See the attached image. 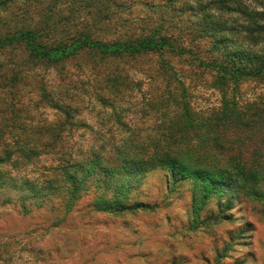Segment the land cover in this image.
<instances>
[{"label": "rangeland", "instance_id": "374dc122", "mask_svg": "<svg viewBox=\"0 0 264 264\" xmlns=\"http://www.w3.org/2000/svg\"><path fill=\"white\" fill-rule=\"evenodd\" d=\"M98 1L92 0V4L97 5ZM104 1L107 4L108 0ZM109 1L113 3L103 7L98 16L87 0H17L0 12V19L31 23L46 19L54 24L57 35L84 28L105 40L135 37L161 26V32L181 36L184 45L192 47L195 54L207 58L210 55L212 38L194 34L204 22L202 13L195 12L199 5L195 0L173 1L181 11L164 10L165 0ZM244 3L250 8H264V0ZM106 14L112 16L105 19ZM227 16L231 18L229 22L239 17L236 12ZM9 57L18 62L22 52L0 51V60ZM168 58L174 68L189 76L184 78L189 107L199 116L217 109L222 92L212 84L214 73L196 66L190 58ZM157 60L156 54H150L113 64L124 66L139 81L151 72ZM89 68L71 61L63 74L50 69L38 73L47 86H55L67 82L69 76L72 82L83 81ZM26 82L20 89L27 100H35L36 94H29L31 89ZM163 87L161 77L152 84L141 80L131 86L127 96L113 97V106H102L93 97L88 102L90 85L85 83L82 89L78 88V92L86 93L84 98L90 104L81 112L85 126L65 132L64 145L33 157L26 167L0 175V264H264V199L255 197L246 187L236 186L220 194L212 192L198 202L200 194L193 191L194 180L174 176L162 167L149 169L131 181L123 175L104 176L98 168L86 175L88 165L82 168L62 162L64 167L55 172V178L67 187L39 196L31 193L30 185L40 186L43 175L50 172L45 169L55 164L54 159L60 154H68L71 162L93 160L114 152L112 148L121 146L123 138L133 136L135 143L139 140L150 144L165 134L179 109L171 99L164 100ZM234 89L238 105L243 106L258 100L264 92V80L244 79ZM231 92L232 86L227 89L228 97ZM114 110L120 118L112 115ZM54 112L47 107L34 110L37 117L47 119L54 118ZM261 126H257L260 130L254 135L239 138L244 141L236 145L248 160L254 158L255 151H264ZM240 134L228 132L230 138ZM196 145V139L189 144H174ZM79 180L82 183L78 196L68 206L71 182ZM257 186L264 191V184ZM113 197L124 202L126 208L97 210L93 206L97 198Z\"/></svg>", "mask_w": 264, "mask_h": 264}, {"label": "trees", "instance_id": "16d2710c", "mask_svg": "<svg viewBox=\"0 0 264 264\" xmlns=\"http://www.w3.org/2000/svg\"><path fill=\"white\" fill-rule=\"evenodd\" d=\"M16 1L0 0V12L8 10ZM37 1L23 0L29 3ZM87 1L98 16L102 15L103 7L108 8L113 3L108 0L104 4V0H99V5H94L92 0ZM173 1L165 0L163 9L181 11ZM201 1L195 0L199 3L195 12L202 13L204 22L194 34L200 38H212L208 58L195 54L192 47L184 45L181 36L161 32V26L135 37L105 40L84 28L72 34L57 35L54 24L46 19L34 23L16 19L2 22L0 19V51L22 52L18 62L10 57L0 60V175L11 169L24 168L33 157H40L58 145H64L65 132L85 126L81 112L90 105V97L102 106H113V97L127 96L131 86L139 81L152 84L161 77L164 83L161 95L165 101L171 99L179 109L170 119L165 134L152 139L150 144L139 140L135 143L133 136L131 139L123 138L121 146L112 148L114 152L93 160L71 162L68 154H60L54 159L56 163L45 169L50 172L43 175L40 186L30 185L31 193L39 196L67 187L55 178V172L64 167V162L82 168L88 165L86 175L98 168L104 176L123 175L131 181L149 169L162 167L174 176L194 180L193 191L200 194L198 202H203L212 192L220 194L236 186L246 187L255 197L264 199V191L257 186L264 184V151H255L254 158L248 160L236 148L244 141L239 138L246 134L254 135L253 132L260 130L259 125L264 128V92L257 101L239 106L234 89L244 79L264 80V8H250L244 0ZM115 4L119 5L118 2ZM235 12L239 17L229 22L231 18L227 15ZM106 15L105 19L112 16ZM150 54H156L158 60L151 72L139 81H135L124 66L113 64V61H134ZM171 55L190 58L196 66L214 73L212 84L222 92L217 109H212L206 116H199L189 107L184 94V78L189 76L174 68L168 58ZM71 61L89 65V73L83 81L72 82L69 76L65 83L47 86L38 73V70L50 69L63 74ZM25 82L31 89L29 94H36L35 100L33 97L27 100L20 89ZM85 83L91 86L88 102L84 98L86 93L78 92ZM231 86V96L228 97L227 89ZM38 107L54 110V118L37 117L34 110ZM112 115L121 117L116 110ZM233 131L241 134L230 138L228 132ZM261 137L264 141V134ZM192 139L197 140L196 147L174 146L189 144ZM207 145L211 147L206 148ZM213 148L214 151L210 150ZM81 183L80 180L71 182L68 206L77 198ZM93 206L97 210L126 208L124 202L116 197L97 198Z\"/></svg>", "mask_w": 264, "mask_h": 264}]
</instances>
